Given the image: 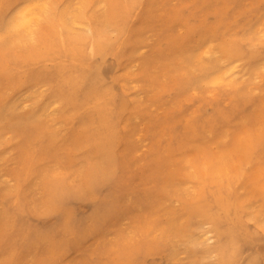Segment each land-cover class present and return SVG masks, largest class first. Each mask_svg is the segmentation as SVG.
<instances>
[{
    "label": "rangeland",
    "instance_id": "obj_1",
    "mask_svg": "<svg viewBox=\"0 0 264 264\" xmlns=\"http://www.w3.org/2000/svg\"><path fill=\"white\" fill-rule=\"evenodd\" d=\"M120 1L130 12L119 29L102 22L111 0H49L54 18H78L81 25L67 26L71 35L92 39L101 21L118 51L117 67H101L104 83L120 86L131 100L121 105L122 144L116 159L132 208L124 204L127 217L103 242L90 241L68 264H106L117 237L160 242L174 264H216L214 241H204L209 225L181 207L193 191L214 186L240 214L259 215L264 231V0ZM49 28L43 24L33 39L22 34L0 38V206L18 198L39 209L46 185L56 179L73 184L74 171L85 168L82 156H91L74 144L90 120L86 106L67 105L54 96L52 84L36 79L60 60L27 59L51 34ZM228 47L241 51L233 63L241 77L215 84L210 79L231 63ZM11 77L19 83L14 86ZM226 109L228 116H220ZM201 113L205 121L214 114L212 130L205 121L195 127ZM18 121L23 126H15ZM243 135L255 138L252 161L237 153L236 139ZM204 167L208 176L202 179ZM48 251L41 244L22 255L20 264H36ZM166 254L152 257V264H169ZM138 260L142 263L143 257Z\"/></svg>",
    "mask_w": 264,
    "mask_h": 264
},
{
    "label": "bare ground",
    "instance_id": "obj_2",
    "mask_svg": "<svg viewBox=\"0 0 264 264\" xmlns=\"http://www.w3.org/2000/svg\"><path fill=\"white\" fill-rule=\"evenodd\" d=\"M110 3L102 22L106 26L120 29L130 8L120 0H111ZM84 5L85 1L82 8ZM50 12L49 0H1L0 38L12 34L18 38L22 34V37L33 39L43 24L49 25L51 34L41 38V47L27 55V59L30 62L52 57L60 60V64L51 67L48 72L38 74L36 79L52 84L55 87L54 96L59 94L67 105L86 106V117L90 120L84 122L82 126L85 128H82L86 131L75 139L74 144L84 148L91 156H82L85 168L74 171L73 184L64 179H56L46 185L43 204L39 209L28 208L18 198L2 203L0 264H20L22 255L45 243L49 250L47 257L36 264H68L72 256L81 252L90 241L103 242L105 234L115 229L122 217H127L124 204L132 208L128 205L131 199L123 191L124 182L116 159L117 150L122 144L120 133L124 120L121 105L124 100L126 103L131 100L120 86L105 85L106 76L101 68L117 67L118 51L107 39L101 21L98 22L99 28L94 31L98 34L86 40L79 35H71L67 30L69 24L81 25L77 17L54 18ZM55 25L60 31H55ZM86 29L93 34L91 27ZM225 51L231 63L210 79L215 84H221L227 78L232 80L241 77V71L233 65L241 54L240 49L228 47ZM90 59H93V63L88 66ZM8 80L14 86L19 83L15 77ZM237 107L235 105L229 111ZM198 116L195 127L197 122H203L206 118L203 113ZM220 116H228V110L221 112ZM209 118L205 125L212 130L217 119L214 114ZM23 124L18 121L15 126L21 127ZM236 142L237 153L252 161L255 138L243 135ZM40 148H44L42 143ZM201 175L202 179L207 178L206 167ZM17 180L20 182L22 178ZM181 209L209 225L203 234L204 241H214L211 250L215 254L216 264H240L242 260H245V264H264V231L260 227L262 219L255 213L246 217L240 214L225 192L214 186L197 189L182 202ZM242 221L246 222L248 229ZM255 229L260 230L256 237L252 234ZM247 248L252 253L246 252ZM160 252L167 253L168 263L174 264L169 248L163 247L160 242L146 244L117 237L106 264H152L151 258ZM10 256L12 260L8 259ZM141 256L142 263L138 260Z\"/></svg>",
    "mask_w": 264,
    "mask_h": 264
}]
</instances>
